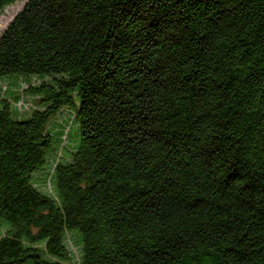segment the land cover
<instances>
[{
  "label": "trees",
  "instance_id": "16d2710c",
  "mask_svg": "<svg viewBox=\"0 0 264 264\" xmlns=\"http://www.w3.org/2000/svg\"><path fill=\"white\" fill-rule=\"evenodd\" d=\"M20 1L0 81L26 76L41 108L24 120L0 96V264H72L71 232L80 264H264V0H0V12ZM64 108L77 146L50 194L33 175Z\"/></svg>",
  "mask_w": 264,
  "mask_h": 264
},
{
  "label": "rangeland",
  "instance_id": "374dc122",
  "mask_svg": "<svg viewBox=\"0 0 264 264\" xmlns=\"http://www.w3.org/2000/svg\"><path fill=\"white\" fill-rule=\"evenodd\" d=\"M25 1L17 2L11 6L6 7L0 12V36L5 30L8 24L12 21L15 15L21 10ZM5 79V80H4ZM0 81V96L5 97L17 111L18 116L22 115L25 119H29L33 110L40 109L41 106L38 100L24 92V89L29 85V78L18 74H10L5 76ZM9 79V80H7ZM31 79V78H30ZM32 81V80H31ZM20 84L19 87H15V84ZM31 84V83H30ZM16 89V91H14ZM15 96L20 99H15ZM26 115V116H25ZM15 116V114H14ZM75 112L70 108H64L60 113L53 118L47 125V131L52 133L57 139L60 137V142L57 140L56 146L52 153L49 155L48 164L37 171L33 175L34 184L44 192L54 194L53 181L51 178L52 168L59 161H68L70 154L75 150L77 146V130L78 124L74 120ZM63 131L62 135L59 133ZM79 143V138H78ZM49 173V174H47ZM45 176L47 177L45 180ZM9 229V223L5 219H0V237L5 234ZM67 243L72 252V264H80L81 251L79 238L75 233H69L67 237ZM24 264H32L26 262Z\"/></svg>",
  "mask_w": 264,
  "mask_h": 264
}]
</instances>
